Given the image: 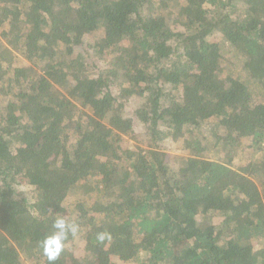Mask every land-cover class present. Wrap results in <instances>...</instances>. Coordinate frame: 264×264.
Listing matches in <instances>:
<instances>
[{
	"label": "trees",
	"instance_id": "1",
	"mask_svg": "<svg viewBox=\"0 0 264 264\" xmlns=\"http://www.w3.org/2000/svg\"><path fill=\"white\" fill-rule=\"evenodd\" d=\"M59 217L54 264H264V0H0V264Z\"/></svg>",
	"mask_w": 264,
	"mask_h": 264
},
{
	"label": "clouds",
	"instance_id": "2",
	"mask_svg": "<svg viewBox=\"0 0 264 264\" xmlns=\"http://www.w3.org/2000/svg\"><path fill=\"white\" fill-rule=\"evenodd\" d=\"M53 228L55 230L42 241L43 253L49 264H54L65 249L68 235L75 236L79 230L78 224L69 222L63 217H59L54 221ZM100 239L103 240L104 235H101Z\"/></svg>",
	"mask_w": 264,
	"mask_h": 264
},
{
	"label": "rangeland",
	"instance_id": "3",
	"mask_svg": "<svg viewBox=\"0 0 264 264\" xmlns=\"http://www.w3.org/2000/svg\"><path fill=\"white\" fill-rule=\"evenodd\" d=\"M208 38L213 39V36L212 37L210 36ZM89 39L94 40V38H92V37H89ZM79 50H80L79 48H76L75 54L78 53ZM226 57H232V54H227ZM18 64H25V62L21 59L20 56H18ZM133 108H134L133 106L128 108V111L130 114L132 113ZM140 129H141L140 126H136L137 131H140ZM125 139H126L125 146L131 150H135L138 147L142 146V144H140L138 141H136L134 139H130L128 137H125ZM162 147L167 152H170V153H181V151L176 148L177 145L173 141H169V140L164 141ZM214 151L215 150H210L205 155L207 157L212 158V159L216 158V159H220L222 161H227L223 156H221V154H219V152H214ZM242 153H244V152H242ZM242 153H240L237 157L234 158V160H233V166L234 167H239V166L245 165L248 162L249 158L247 157L246 152L244 154H242ZM79 247H80V249L83 248V242L82 243L79 242ZM116 261L118 264H122V262L119 261L118 259Z\"/></svg>",
	"mask_w": 264,
	"mask_h": 264
}]
</instances>
